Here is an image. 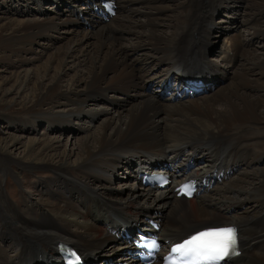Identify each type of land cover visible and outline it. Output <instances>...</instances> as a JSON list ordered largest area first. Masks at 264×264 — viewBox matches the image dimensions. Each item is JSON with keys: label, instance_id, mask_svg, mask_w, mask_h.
Instances as JSON below:
<instances>
[{"label": "bare ground", "instance_id": "bare-ground-1", "mask_svg": "<svg viewBox=\"0 0 264 264\" xmlns=\"http://www.w3.org/2000/svg\"><path fill=\"white\" fill-rule=\"evenodd\" d=\"M45 1L56 5L48 8L53 14L41 8ZM112 1L116 16L105 20L100 0H9L19 10L8 17L0 1V64L10 58L20 64L41 40L66 39L49 54L43 74L16 73L12 89L24 92L31 80L33 105L19 103L24 114L7 113V122L15 131L43 123L58 134L83 133V142L62 155L55 137L25 145L15 137L2 150L0 176L11 175V166L47 171L51 177L38 182L39 194L56 204L34 198L23 210L11 209L0 182V264H58V243L73 246L91 264H141L124 257L132 250L126 232L148 229L167 246L223 225L238 226L242 251L225 264H264V175L254 168L264 165V101L249 94L264 95V59L250 49L264 36V0H249L238 19L234 9L247 0ZM21 8L41 19L17 17ZM238 25L247 27V40L234 31ZM181 72L207 87L184 93ZM10 147L25 157L11 160ZM150 166L178 174L169 187L151 190L138 180V170ZM120 170L140 189L128 186L127 194L113 196L104 183ZM190 181L194 193L186 200L179 193Z\"/></svg>", "mask_w": 264, "mask_h": 264}, {"label": "rangeland", "instance_id": "rangeland-1", "mask_svg": "<svg viewBox=\"0 0 264 264\" xmlns=\"http://www.w3.org/2000/svg\"><path fill=\"white\" fill-rule=\"evenodd\" d=\"M2 1L5 2V6H4V8L2 7L1 11L2 12H8L9 11V13L6 14L7 17L9 16V14L13 13V11H12L13 9H16L17 11L19 10L18 8L11 7L10 2H8L9 0H2ZM242 1L244 2V0H242ZM248 3H249V0L245 1L243 6L242 5L236 6V8L234 10L239 13L238 15H236V16H238L237 19L240 16L242 17L241 14H242V11L244 10L242 8L243 7L245 8L246 4H248ZM15 4H16V2L14 1L12 3V5L14 6ZM50 4L51 3L48 1H45V2H43V4H41V8L43 10H45L46 15L48 13H51V11L48 10V8L52 7L53 10L55 9L54 7L56 5H54V7H53ZM0 8H1V6H0ZM32 8H33V6H32ZM24 10H25V8H21V13H19L17 15V17H22V16L23 17L24 16L29 17L30 16V17L35 18V19H41L40 16H37V14H34V13L33 14L29 13L30 15H25L23 13ZM21 14H23V15L21 16ZM51 14H53V12ZM223 15H224V12L220 11L219 14L215 16L214 21L216 23H218V21L223 19L222 18ZM227 15H229V14H227ZM157 18H158V16H157ZM260 22L264 23V17L260 18ZM245 27H246L245 25L244 26L238 25V27L236 29H234V31L239 32L241 34V38H243V39L245 38L247 40L249 38V35H248L249 33L247 32V27L246 28ZM79 31H81L84 34L93 33V36H95L94 31H92V29H90V28L81 27V29ZM53 36H56V38H59L60 35L58 33H56ZM62 36L63 35H61V37ZM260 36L262 37V35H260ZM260 36H259V39H256V40L254 39L256 44L254 43L255 46L251 45L250 49L252 50V53L255 55V57H257L259 59L260 58L264 59V36L262 38ZM65 37H66V35H65ZM119 37L122 38L124 40V42L127 44L135 43L134 40H128L129 36L126 34H120ZM220 40H221L220 38L216 39V37H214V41H216L214 43V46L219 47ZM52 42L54 44H52ZM65 42H66V39L65 40L64 39H55V40L53 39L51 41L41 40L38 42L39 45L38 44L34 45L32 52H28V53H26V55H24L22 57V59L23 58L24 59L20 64H18V62H13L14 58L13 59L10 58V60L8 62H3L2 64H0V98H1L0 99V160L2 157L1 156L2 150L5 148L6 145L10 146L11 142H13V139L15 137L20 138L22 140L23 145L27 144V142H28L27 140L30 138L31 139L47 138L48 140L49 139L54 140L55 138H57V139L59 138L61 141V147L59 149H57L58 150L57 155H62L65 150L66 151H68L70 149L75 150V148H77V146H75V145L81 144L83 142V140L81 139L83 136V133L81 134L80 131H78V128H75V131L72 133L67 132V133H63V134L62 133L58 134L57 129L50 131L42 123L41 125L36 127L35 130L15 131L14 126L10 125L9 122H7V119L5 118L7 116V113H11L10 115L12 117H15L16 109L18 110V112H22V113L24 112L23 110L17 108L19 103L25 102V104H27V105L29 104V107L33 105V103L30 102L31 96H29L31 94V90H32L31 88L33 85V82L31 80L26 87L27 89L24 92H21V91L18 92V90L12 89V85H13L12 82H14L16 73L24 75L25 73H27L26 71H28L29 72V73H27L28 76H36V74L39 71L40 74H43V72L45 70L44 67L47 66L46 62H47V58L49 57V54L51 52H54V50L56 48H61L63 46V44H65ZM47 45L49 46L48 48H47ZM211 48H213L212 45H211ZM214 56H216V55L214 54ZM229 56H231V54ZM235 56H236V54H235ZM209 58L213 59L212 62H216V57L214 58L213 56H210ZM238 61L236 64H239ZM15 68H16V70H15ZM260 80H261L260 82L263 83V85H264V77H261ZM2 82L7 83V85L1 86ZM29 86H30L31 90L28 88ZM152 90H154V88H151V90H149L150 91L149 93L153 94ZM249 94H253V95L258 94L257 96H261V99L264 101V95L260 92L252 91V93L250 92ZM201 97L202 96H197V98H201ZM197 98L195 97V99H197ZM125 100L129 101V103H130V100H133V99L130 97L128 99L125 98ZM99 104L101 105L100 107H102V108H106L109 106V104H105L104 102H99ZM262 106H264V105H262ZM8 109H9V111H7ZM115 109H116V107H113L112 111H114ZM261 109L262 108H260L259 110H261ZM71 122L73 124H75V126H77V127L81 126V124L77 125L76 120H73ZM93 122L94 123H92V121H91L92 126L93 125L97 126L96 125L97 120L94 119ZM67 134H69V135H67ZM12 148L10 147L8 150L9 151V157L11 158V160H16V158H22V157L24 158L25 157V154H21L22 149H16V151H15V150H12ZM74 158L75 157H72L71 160H74ZM261 162H263V161H260L259 163H261ZM11 167H12L11 168V175L6 176L5 178H2L0 176L1 177L0 182L2 183L3 192L5 193V195L7 197V201L12 206L10 208L11 209L17 208L19 210H23L25 202H29L30 200L32 201L34 198H35L34 200L42 198V196L39 194V192L41 191V188L38 187V182L48 180L49 177H51V173H49L47 171H39L38 174H36L34 172H28V171H20L19 172V169L17 168V166H11ZM254 168H256L258 170L262 169L263 170L262 174L264 175V165H261L260 167H254ZM12 173L15 174V176L17 175L16 178H13ZM121 174H122V170L115 172V174H113V177H112V182L110 181V185L106 182L104 183L105 186H107L110 189H113L111 191V194L113 196H117V195L113 194V191H115V192L121 191V193L126 191V194H127L128 193L127 189L132 185L135 186L136 188H139V185H136L135 181H127V179L125 178V174L124 175L123 174L121 175ZM39 196H41V197H39ZM47 198L48 197H43L42 199L47 200L49 203H51V205L56 204V203H53L49 198L48 199ZM36 215L37 214H34L35 218H38V216H36ZM109 246H110L109 244L105 245L101 252H105L104 250L109 249Z\"/></svg>", "mask_w": 264, "mask_h": 264}, {"label": "snow or ice", "instance_id": "snow-or-ice-1", "mask_svg": "<svg viewBox=\"0 0 264 264\" xmlns=\"http://www.w3.org/2000/svg\"><path fill=\"white\" fill-rule=\"evenodd\" d=\"M185 195H191V187H183ZM237 237L233 228L207 229L195 233L182 244L174 247L172 256L165 264H220L226 257L236 253ZM149 247L158 248L155 241ZM66 264H79L75 253L69 254Z\"/></svg>", "mask_w": 264, "mask_h": 264}]
</instances>
